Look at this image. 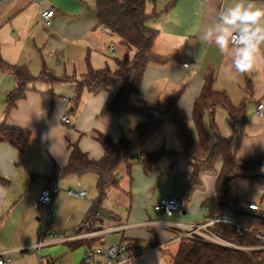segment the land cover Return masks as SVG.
<instances>
[{
	"label": "crops",
	"instance_id": "crops-1",
	"mask_svg": "<svg viewBox=\"0 0 264 264\" xmlns=\"http://www.w3.org/2000/svg\"><path fill=\"white\" fill-rule=\"evenodd\" d=\"M236 2L240 0H158L155 3L149 0L146 5L147 13L160 14L147 24L149 30L157 33L154 51L167 58L168 62L162 66L151 64L147 67L140 95L133 97L132 102L135 107L148 105L156 110H164L171 98L180 93L179 107L188 118L193 134V104L202 92L205 79L213 75L215 91L226 93L235 106L246 101L248 125L236 154L237 160L244 161L260 155L264 158V118L256 115L257 107L264 105V63H257L251 71L240 74L234 66V47L230 45L229 51L221 53L215 44V33L208 36L211 30L222 23V11ZM243 2L247 5L249 0ZM252 2L264 6L263 2ZM46 10H53L55 13L50 28L41 22V14ZM114 38L118 37L98 26L96 0L0 2L2 60L12 67L25 68L34 77L50 72L56 78L68 79L65 82L38 81L32 84L26 99L20 101L17 108L5 117V100L16 88L17 81L13 74L0 71V126L31 133L30 148L24 154L8 144H0V179L5 182L0 183V257L10 258L12 264H49L56 261L82 264L87 247L108 244L105 236L92 241L83 246V255L79 258L70 250L71 243L57 244L66 246L67 250L61 248L56 255L42 250L38 253L34 248L39 242L38 231L43 217H37L34 209L41 207L36 208L33 200L44 188L56 183L61 192L43 211L45 216L54 212L61 214L62 219L64 217L59 227L55 225V232L68 233L71 230L73 234L69 235L76 234L88 215L92 202L86 201L89 190L86 189L88 184L84 178L87 175L63 176L58 171L67 166L71 147L78 145L90 159L101 160L104 150L96 139L97 134L109 136L113 142H117L125 135L127 128L140 123L136 120L132 123L129 120L131 116H102V110L111 95L108 92L93 95L84 91L78 103L72 101L76 92L74 80L82 79L89 69L106 68L108 56L117 55L116 46L113 43L108 45L109 39ZM111 46L115 47L114 55L110 54ZM121 53L120 60L125 57L133 59L135 56L133 50L124 47ZM234 92L239 95L236 103L232 97ZM217 113L228 122V114L224 109H218ZM65 116L70 119L69 126L62 123ZM219 128L224 138L231 136V133H224L227 129L224 131L220 124ZM171 135L165 137L164 143L151 152L161 149L182 152V144L176 147L173 143L176 138ZM167 142L170 144L168 148ZM172 163L173 160H162L155 172L146 176L149 178L144 177L140 167L135 172L139 185L131 187L130 193L121 187L118 190L126 196L134 197H131L128 215L124 218L110 210L116 219L105 222L104 228L109 230L107 234L118 237L115 245H134V256L127 264H173L172 257L179 247L169 248L175 245L172 244L174 234L151 224L176 220L155 212L154 206L163 198L183 196L192 171L188 162L179 159L176 169L165 175L168 189L159 198L155 195H152V199L148 198L154 181L167 172ZM220 166L221 164L217 171ZM217 177V173L201 176V186L189 199L185 198L189 207L178 218L179 221L189 224L201 222L207 217L208 210L203 208L202 198L214 195ZM173 181L174 189L171 190ZM73 184L76 187L74 190L71 188ZM166 185L161 184L160 190L165 189ZM68 191H86L87 195L84 199L72 198L68 196ZM68 198L74 200L67 204ZM96 260L100 261L99 258Z\"/></svg>",
	"mask_w": 264,
	"mask_h": 264
},
{
	"label": "trees",
	"instance_id": "trees-1",
	"mask_svg": "<svg viewBox=\"0 0 264 264\" xmlns=\"http://www.w3.org/2000/svg\"><path fill=\"white\" fill-rule=\"evenodd\" d=\"M149 0H96V16L98 26L112 31L120 40V45L133 50V59L125 57L116 59V70L109 66L101 70L89 69L87 75L76 83L73 102L78 103L84 91L98 95L110 93V98L102 110V116H139L143 121L132 130V137L122 136L113 142L109 136L97 134V141L104 150L101 160L95 161L81 151L78 145L71 147L69 162L65 168L58 170L63 176H97V197L92 203L81 228L93 230L104 226L105 222L115 220L116 216L104 204L109 190H120L121 178L117 170L125 166L127 174L131 175L134 165H140L146 176L155 172L162 160H173L169 170L160 176L161 179L176 169L179 159H184L191 167L183 196L189 199L193 192L201 186V176L217 173L215 193L203 202L207 209V217L215 218L226 215L234 220L236 225L244 230L260 232L264 230V214L244 207L239 195V182L250 179L253 183L264 185L263 157L257 156L248 160H237L239 145L245 136L248 125L246 101L235 106L228 95L214 89V77L209 75L200 96L193 104L192 122L195 127L194 138L190 122L179 107L181 94L173 96L164 109L155 110L145 105L135 107L133 97L140 95L141 85L149 65H165L168 59L157 55L154 43L157 33L149 30L147 24L157 19L160 14L147 13L146 5ZM153 3L158 0H151ZM264 3V0H256ZM0 71L11 73L17 81L16 88L5 100V117L17 108L20 101L26 99L29 87L38 81L65 82L67 78H56L52 73L45 72L38 77L32 76L25 68L12 67L5 63L0 55ZM116 93L112 88L119 85ZM218 109H224L228 114V123L233 131V137L224 138L216 125ZM210 121L211 129L205 128V119ZM167 123L173 124L175 133L180 140L183 150L175 152L161 149L149 152L148 145L164 130ZM0 144H8L20 154H24L31 144V133L8 129L0 126ZM221 164L219 171L218 165ZM0 183L5 182L0 179ZM213 232L221 238L240 246L258 247L260 243L251 233L238 235L234 225H215ZM89 242L69 244L71 251L89 245ZM129 251L135 250L134 245L127 244ZM176 254L172 257L173 264H264V249L252 251L223 250L197 242L184 241L178 245Z\"/></svg>",
	"mask_w": 264,
	"mask_h": 264
},
{
	"label": "built area",
	"instance_id": "built-area-1",
	"mask_svg": "<svg viewBox=\"0 0 264 264\" xmlns=\"http://www.w3.org/2000/svg\"><path fill=\"white\" fill-rule=\"evenodd\" d=\"M11 0H0L2 4H7ZM55 16L53 10H46L41 14V22L47 28L52 26V20ZM106 32L110 35L114 33L108 29ZM238 35V32L234 33V36ZM234 47V42L231 45ZM238 46V45H235ZM110 54H115V47H110ZM187 67V65H186ZM256 115L260 118H264V105L260 104L257 107ZM64 126L70 125V119L65 116L62 119ZM61 192V189L56 183L44 188L38 197L33 200V205L38 207H49L54 198ZM69 197L84 199L87 195L86 191L76 192L68 191ZM189 207V202L185 198H163L155 204V212L163 215L165 218L176 219L171 223H152L156 227H162L174 234L172 244H180L184 241L197 242L203 245L223 249V250H235V251H252L264 249V230L260 232H253L250 230H244L242 227L236 225L235 221L230 219L226 215H220L215 218L205 217L201 222L184 223L178 220L180 216ZM248 208L252 211H259V207L255 204H250ZM57 215L54 212H50L42 222V226L38 231L39 242L34 248L38 253L49 245H57L64 243H77V242H92L98 240L109 233L104 226H98L93 230L90 228H81L76 234L69 235L67 232L57 233L55 232V222ZM149 225V224H148ZM215 225H234L238 235H244L245 233H251L261 246L247 247L240 246L236 243L227 241L216 233L212 228ZM122 229V228H121ZM113 231V230H112ZM133 253L129 251L126 244H104L98 247H87L85 252V259L82 264H127L133 258ZM99 258L100 261H97ZM0 264H12V260L6 257H0ZM49 264H63L61 261L51 262Z\"/></svg>",
	"mask_w": 264,
	"mask_h": 264
},
{
	"label": "rangeland",
	"instance_id": "rangeland-1",
	"mask_svg": "<svg viewBox=\"0 0 264 264\" xmlns=\"http://www.w3.org/2000/svg\"><path fill=\"white\" fill-rule=\"evenodd\" d=\"M110 43H113L115 46H116V49H117V55L116 56H108V60L107 61V64L110 68V70L112 71H115L116 70V64H115V60L116 59H121L122 58V53H121V50H122V47L119 43V40L118 38H114V39H109V42H108V45ZM106 67V66H104ZM120 84L117 85L116 87H113L112 88V91H114L116 93V91L118 90ZM64 97H67L65 95H62ZM238 93L237 92H234L233 93V102L236 103L238 100L237 98ZM74 100V97H72V101ZM134 105V103H133ZM156 110V109H155ZM129 118V117H128ZM129 120H132L131 122L133 123L134 120L136 121H139L140 123L143 121L142 118L136 116H131ZM125 122V121H124ZM139 123V124H140ZM219 124L223 127L224 131H225V128L227 129L226 132L224 133H231V136L230 137H233V133H232V128L230 127L229 123L227 122V119H221V116H219V114L217 113L216 114V125L218 127V130L220 132V134L222 135L221 133V129L219 128ZM207 128H208V131L211 129V125H210V121L209 119H207V124H206ZM134 127H130V128H127L126 132H125V135L128 137V138H131V135H130V129H133ZM169 134H172L171 137L173 138H178L176 136V133H175V130L173 128V126L170 124V123H167L165 125V128H164V132L158 136L157 138V141H153V143H151V146L148 147V151L151 152L155 149H158L159 145L160 144H163L164 143V138L165 137H168ZM193 137L195 138L196 137V134L194 132V128H193ZM223 136V135H222ZM175 140V142H173L174 144H176L175 146L176 147H180V140ZM170 144L167 142V148ZM162 147V146H161ZM239 149H240V145H239ZM239 151V150H238ZM263 157V155H260ZM140 168V165H134V167L132 168V172H131V175H128L127 174V171H126V168L125 166H121L118 170H117V173L118 175L120 176L121 178V183H120V187L122 189H125V191L127 193H130V188L132 187H135V185H139V179L138 177L135 175V172ZM139 175V174H138ZM142 175V173H141ZM145 178H149V177H146V175L144 176ZM84 180H86L88 186H86L89 190V195L88 197L86 198V201L87 202H94L96 197H97V190H96V181H97V177L96 175H92V174H89L87 175V177L84 178ZM156 183V184H155ZM162 185H166V178L165 176L161 179L160 181V177L157 178V181H154V185L152 187V189H149V199L151 198L152 199V195H155L156 197H160L161 196V193L165 190L168 189V186L166 185V188L165 189H162L160 190V186ZM171 190L174 189V181L171 183ZM71 188H73L72 190H74L75 185L73 184L71 186ZM148 193V192H147ZM121 194V195H120ZM239 195H240V199L242 201V204L244 207H247L248 204H255L259 207V213L261 214H264V185L263 184H259V183H253L250 179H242L240 180L239 182ZM131 197L132 196H126L124 194H122L120 191L118 190H115V189H111L109 190V193H108V198L104 204V207L107 208L108 210H112L113 212H116L118 214H120L122 217L124 216V218H126V216L128 215V208H129V204H130V201H131ZM208 197H203L202 201H205ZM68 201L67 204L70 203V201L74 200L72 198H68L67 199ZM43 208L44 207H41L39 208L38 210L37 209H34L35 210V213H37V217H43V220L44 218L46 217L45 216V212L43 211ZM58 215L57 219H56V227H59V225L61 224V222H63V219H62V215L61 214H56ZM64 216V214H63ZM36 218V216H35ZM42 223V222H41ZM42 226V224H41ZM57 229V228H56ZM69 231V230H68ZM65 232V231H64ZM73 234V232H71V230L68 232V234ZM105 241H107L108 244H117L118 242V237L115 236V235H112V234H107L105 237ZM179 244H175L171 247H169L170 249L174 248V247H177ZM150 246V245H149ZM147 247V246H146ZM65 249L67 250L66 246H61V245H49L45 248L42 249V252L44 251H50L51 253H53V255H56V254H59V249ZM83 247L72 252L74 254H76V258H79L81 255H83ZM70 253V254H72ZM162 254H165L167 255V253H162Z\"/></svg>",
	"mask_w": 264,
	"mask_h": 264
},
{
	"label": "clouds",
	"instance_id": "clouds-1",
	"mask_svg": "<svg viewBox=\"0 0 264 264\" xmlns=\"http://www.w3.org/2000/svg\"><path fill=\"white\" fill-rule=\"evenodd\" d=\"M221 21L208 36L215 33V44L221 53L229 51L234 42V66L238 73H247L257 63H264V6L252 0L246 5L240 0L222 11ZM235 32L238 35L234 36Z\"/></svg>",
	"mask_w": 264,
	"mask_h": 264
}]
</instances>
